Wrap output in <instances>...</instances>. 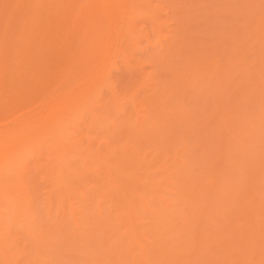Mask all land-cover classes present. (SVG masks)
<instances>
[{
    "label": "rangeland",
    "instance_id": "rangeland-1",
    "mask_svg": "<svg viewBox=\"0 0 264 264\" xmlns=\"http://www.w3.org/2000/svg\"><path fill=\"white\" fill-rule=\"evenodd\" d=\"M98 2L0 0V124L101 89L0 154V264H264V0Z\"/></svg>",
    "mask_w": 264,
    "mask_h": 264
},
{
    "label": "bare ground",
    "instance_id": "bare-ground-1",
    "mask_svg": "<svg viewBox=\"0 0 264 264\" xmlns=\"http://www.w3.org/2000/svg\"><path fill=\"white\" fill-rule=\"evenodd\" d=\"M98 0H96V2H97ZM99 2H102V3H104L103 4V6H105V7H107L106 5L108 4L107 2H106V0H99ZM99 2H98V4H99ZM107 3V4H106ZM98 4L96 3V5H97V7H99L98 6ZM106 4V5H105ZM84 6V5H83ZM82 6V7H83ZM101 7H102V5H100ZM96 7V8H97ZM96 8H94V14H93V18L95 17L94 15H96V16H98V15H100V16H98L97 17V22H98V19H99V22H100V25H101V23L103 24V21H106L107 22V24H109V26H108V28L111 26V24H110V21H112L111 19H112V17H113V14L112 13H108V10H109V8H108V10H105V11H107L105 14H103L104 16H106V18L105 17H103V15H101L102 13H100L101 12V9H100V11H98V9H96ZM102 8H104V7H102ZM80 9L81 10H79L80 12L78 13V19L80 18V19H82V15L83 14H85V15H87V16H89V14H90V16L87 18V17H85V19H88V21L86 20V25L88 24V22L91 20L92 21V19L90 18V17H92L91 15H92V13L90 12V13H85L86 11V9H85V7H83V8H81L80 7ZM95 9H96V11H95ZM107 9V8H106ZM111 10H109V12H110ZM92 12H93V10H92ZM97 12H98V14H97ZM100 13V14H99ZM104 13V12H103ZM105 18V20H103V18ZM154 18V17H153ZM152 20H154V19H152ZM90 21V22H91ZM89 22V23H90ZM93 23V22H92ZM91 23V24H92ZM90 24V25H91ZM85 25V27L82 25V27H83V29H82V31L83 32H81L80 34V41H78V43L79 44H77V45H79V46H77L78 48L77 49H81L80 50V52H81V58H82V55H83V57L85 56V58L84 59H89V57L88 58H86L87 57V54L88 55H90L89 54V51H93V48H97V45H98V43H99V41H100V39H101V35L102 34H97L98 32H99V29L97 28V26H96V29H97V31H96V33L94 32L95 31V28L93 27V25H91V27H90V25L88 24L87 26ZM89 26V27H88ZM92 27L94 28L93 30H92ZM98 27H99V23H98ZM100 27H102V25L100 26ZM111 28V27H110ZM80 29H81V27H80ZM101 29V28H100ZM79 30V29H78ZM109 30V29H108ZM94 32L93 34L95 35V36H93V38H92V35L90 36V34H91V32ZM97 35V36H96ZM145 35V34H144ZM90 36V37H89ZM79 37V36H78ZM89 38H90V40H89ZM87 40V41H86ZM89 44V45H88ZM76 52L78 53L79 51L78 50H76ZM79 54V53H78ZM80 55H77V56H79V58H80ZM76 58H78V57H76ZM78 58V59H79ZM84 59H83V62H84ZM81 60V59H80ZM79 64V63H78ZM84 65H85V63H84ZM73 66V65H72ZM142 69V68H141ZM87 77H88V75H87ZM91 83V81L89 82V83H87L85 86H82V87H77V88H75L74 90H73V92L75 93V94H78V97L76 98V99H71V98H69L68 99V101H65V102H62V103H60L59 104V102L57 103V105H54V108L53 109H50L49 111H48V109L47 108H45V105L43 104V100H41L42 102H41V104L40 103H38L35 107V115L33 116V115H29L28 113H25V114H23V115H21V116H16L15 117V120L14 121H12V123H11V126H8L7 124H4V123H1L0 124V154L2 153V152H4V150L8 147V145H10V144H14V147L12 148V152H14V151H17L18 149H19V147H21V146H23L24 145V143H25V141L26 140H28L30 137H31V134L32 133H34V131H35V129H37V127L38 126H40V125H42L43 123H45L46 122V120H49V119H54V120H60L63 116H65V115H67V114H69L70 112L71 113H73V114H77L78 113V111H80L81 109H86L85 111H87L88 113L89 112H94L93 111V109H95L94 107H93V105H94V102H95V99L96 98H98L99 97V95H100V90L99 89H96V86L94 85V84H90ZM110 93H113V96H115V91L114 90H111V92ZM96 95H98V97H96ZM110 96H112V94H110ZM112 96V97H113ZM115 99H116V96H115ZM132 99H134V98H130V100H132ZM114 100V99H113ZM131 103H133V101L131 102ZM39 104H40V106H39ZM42 105H43V107H42ZM89 106V107H85V106ZM92 105V106H91ZM132 105V104H131ZM15 108H13V106H8V108L7 109H5V113H9L8 115H13L14 114V110ZM49 112V113H48ZM133 113V112H132ZM136 113V112H135ZM137 113H138V111H137ZM93 114V113H92ZM136 115V114H135ZM140 116V115H139ZM93 118H95V117H93ZM133 119V118H132ZM137 119H139V117H138V115L135 117V120H137ZM81 121V120H80ZM135 122V121H134ZM60 130H57L53 135H54V137H58V136H60V132H59ZM79 131H81V130H79ZM31 133V134H30ZM26 135V136H25ZM62 139H64V138H62ZM87 141H89V140H87ZM62 143H64L63 141H61ZM61 143V144H62ZM88 143H90V142H88ZM101 145V144H100ZM5 146H7V147H5ZM9 149V148H8ZM14 149V150H13ZM10 150H11V148H10ZM9 150V151H10ZM11 151H10V154L12 153ZM60 155H62V154H60ZM61 157V156H60ZM4 159L5 158H1V160H0V163L2 162V161H4ZM60 159V158H59ZM52 169H54V167H56V166H53L52 165ZM58 169H59V167H58ZM1 170L2 169H0V172H1ZM56 170V169H55ZM60 170V169H59ZM2 172H4V171H2ZM0 173V192H2V193H0V198H1V195L3 194V193H6V190L7 189H5V192H3L4 191V187H5V185H7V184H5L4 182V179H1V177H2V175H4L3 173ZM3 178V177H2ZM2 180L4 181V182H2ZM210 182V181H209ZM2 183L3 184H5V185H2ZM210 183H212L213 184V181H211ZM8 186V185H7ZM13 186V185H12ZM9 187V186H8ZM8 187H5V188H8ZM9 190H10V188H9ZM7 194V193H6ZM5 194V195H6ZM9 195V194H8ZM3 196H4V194H3ZM19 202V201H18ZM16 204H17V202H15ZM16 207V206H15ZM16 209V208H15ZM141 253V252H140ZM143 253V252H142ZM143 255V254H142ZM10 258V257H9ZM11 259V258H10ZM237 260V259H236ZM11 261H12V259H11Z\"/></svg>",
    "mask_w": 264,
    "mask_h": 264
}]
</instances>
